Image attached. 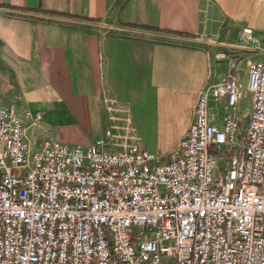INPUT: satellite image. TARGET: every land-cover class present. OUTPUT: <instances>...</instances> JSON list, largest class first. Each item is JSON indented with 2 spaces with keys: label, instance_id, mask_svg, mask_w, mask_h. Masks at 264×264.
<instances>
[{
  "label": "built area",
  "instance_id": "1",
  "mask_svg": "<svg viewBox=\"0 0 264 264\" xmlns=\"http://www.w3.org/2000/svg\"><path fill=\"white\" fill-rule=\"evenodd\" d=\"M237 41L256 37L244 26ZM245 72L243 116L228 70L199 87L165 153L127 136L125 114L114 139H28L41 113L0 103V264H264V50Z\"/></svg>",
  "mask_w": 264,
  "mask_h": 264
},
{
  "label": "crops",
  "instance_id": "2",
  "mask_svg": "<svg viewBox=\"0 0 264 264\" xmlns=\"http://www.w3.org/2000/svg\"><path fill=\"white\" fill-rule=\"evenodd\" d=\"M244 26L260 56L264 0H0V103L12 97L41 115L66 114L67 130L53 135L40 119L26 127L28 139L85 145L122 122L100 98L123 96L138 104L139 122L175 129L169 143L140 138L165 153L191 120L199 87L229 70L214 52L237 45Z\"/></svg>",
  "mask_w": 264,
  "mask_h": 264
},
{
  "label": "rangeland",
  "instance_id": "3",
  "mask_svg": "<svg viewBox=\"0 0 264 264\" xmlns=\"http://www.w3.org/2000/svg\"><path fill=\"white\" fill-rule=\"evenodd\" d=\"M235 43L239 44L240 42L236 40ZM222 50H224V55H225L224 58H227L229 62L231 63L229 67V71H233V73H235L236 78L240 82L239 97L235 104V113L236 115L241 117L243 116L242 114L247 109L249 97H250L249 90L246 86L245 66L248 61L258 58L260 49L248 51L247 48H241L235 45V46H229ZM237 53H240L239 60L237 59L238 58ZM221 66L224 67V63L220 64L218 67L220 68ZM115 97L116 96H114V98L113 97H106V98L101 97L100 100L103 104L105 103L104 101L106 100L107 105L110 107L112 111L111 113L112 118L114 117V111L118 109L122 110L123 112L121 113L122 116L123 114H125L129 117L128 121H126L125 123V132L127 136L131 137L132 140L137 139L138 141H140V138H142L146 134H149V136L165 135L166 143L171 142L172 135L175 133L174 128L173 129L171 128L170 130L166 131V130L158 129V127L154 125L153 122H149L146 120L139 122L141 120L138 119L140 115V113L138 112L139 110L138 104L131 103L128 98L123 97V96L116 97V99ZM209 98H211L210 102L212 105V111L219 114L220 112L219 100H216L213 97L209 96L207 99V102ZM12 101H16V99H12L11 97L9 99H6V101L4 102H12ZM66 119H67V116L63 112H60L59 114H56L55 116H49V115L46 116L44 115V113H42L41 115V120L43 121V123H45V120H46V123L44 125L48 127V129L53 135H56L59 132H62L63 130L68 129L67 127H65V124H64ZM104 128L110 129V131L113 134L112 139H114L115 138L114 132H116V129L113 127L111 128L109 125L104 126ZM122 129L123 128L119 127L118 132L119 131L121 132Z\"/></svg>",
  "mask_w": 264,
  "mask_h": 264
}]
</instances>
